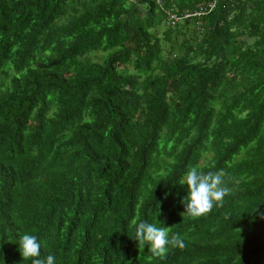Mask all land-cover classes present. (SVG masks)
<instances>
[{
	"label": "trees",
	"instance_id": "1",
	"mask_svg": "<svg viewBox=\"0 0 264 264\" xmlns=\"http://www.w3.org/2000/svg\"><path fill=\"white\" fill-rule=\"evenodd\" d=\"M215 3L0 0V264L26 233L55 264H264V0ZM190 166L231 189L198 218ZM133 217L185 247L140 252Z\"/></svg>",
	"mask_w": 264,
	"mask_h": 264
},
{
	"label": "clouds",
	"instance_id": "2",
	"mask_svg": "<svg viewBox=\"0 0 264 264\" xmlns=\"http://www.w3.org/2000/svg\"><path fill=\"white\" fill-rule=\"evenodd\" d=\"M226 176L224 169L205 173L199 170L198 166H190L179 180L180 185H186L188 189V195L182 200L185 212L181 215L198 218L211 212L214 206H222L224 198L231 192L227 186ZM260 215L264 218V213ZM159 223L161 225L159 227L146 221L137 223L135 217L129 221V227L135 229V240L138 241L140 252L144 251L147 245L151 257H162L167 253L169 246L181 249L185 247L180 234H170L171 228L162 226L160 221ZM18 244L24 261L31 260L32 264H55V257L51 254L40 258L41 244L36 235L23 234Z\"/></svg>",
	"mask_w": 264,
	"mask_h": 264
},
{
	"label": "built area",
	"instance_id": "3",
	"mask_svg": "<svg viewBox=\"0 0 264 264\" xmlns=\"http://www.w3.org/2000/svg\"><path fill=\"white\" fill-rule=\"evenodd\" d=\"M216 1V0H215ZM215 1L210 3L209 5H204L202 3L198 4L193 11L185 12L184 14H177L172 10L166 11L163 7V0H154L157 7H159L162 11L167 13V25L174 26L176 23L187 19V18H199L202 15L209 13L215 7Z\"/></svg>",
	"mask_w": 264,
	"mask_h": 264
},
{
	"label": "rangeland",
	"instance_id": "4",
	"mask_svg": "<svg viewBox=\"0 0 264 264\" xmlns=\"http://www.w3.org/2000/svg\"><path fill=\"white\" fill-rule=\"evenodd\" d=\"M161 30H162V27H160V30H159V32L161 33ZM98 55V58H100V54H97ZM97 60H99V59H97Z\"/></svg>",
	"mask_w": 264,
	"mask_h": 264
}]
</instances>
